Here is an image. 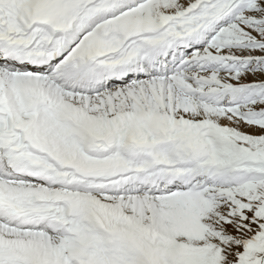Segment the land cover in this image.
<instances>
[{
  "label": "snow or ice",
  "instance_id": "6c2138e0",
  "mask_svg": "<svg viewBox=\"0 0 264 264\" xmlns=\"http://www.w3.org/2000/svg\"><path fill=\"white\" fill-rule=\"evenodd\" d=\"M0 264H264V0H0Z\"/></svg>",
  "mask_w": 264,
  "mask_h": 264
}]
</instances>
